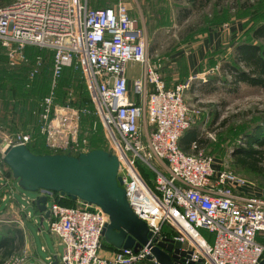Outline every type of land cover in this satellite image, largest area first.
Returning a JSON list of instances; mask_svg holds the SVG:
<instances>
[{
  "label": "built area",
  "instance_id": "1",
  "mask_svg": "<svg viewBox=\"0 0 264 264\" xmlns=\"http://www.w3.org/2000/svg\"><path fill=\"white\" fill-rule=\"evenodd\" d=\"M0 43L13 65L29 62V46L53 51L50 93L42 100L39 114V132L52 154L89 151L81 122L92 111L56 102L65 69H81L94 112L119 159L118 175L129 204L152 232L150 242L168 237L164 234L168 227L174 233L171 238L182 242L183 249L192 251V259L201 264L260 263L264 244L257 237L264 234V196L241 191L251 182L222 163L217 165L198 141L191 143L190 151L180 145L185 131L201 114L194 109L190 115L185 92L192 79L203 78L208 71L168 87L161 65L151 59L147 32L128 3L94 8L89 0H13L0 6ZM129 62L141 65L131 92ZM42 65V56L36 55L30 79ZM2 141L6 146L28 145L33 136L13 132ZM1 163L0 187L10 191L9 197H3L6 200L13 187ZM145 167L153 172V184L143 175ZM41 194L52 198L50 206L47 202L48 227L63 245L56 264H136L152 254L145 245L138 251L125 248L103 256L107 213L82 200L81 206L64 205L60 203L63 195L53 191ZM21 212L25 213L24 206ZM200 229L213 233L212 241ZM27 257L24 249L0 264H23Z\"/></svg>",
  "mask_w": 264,
  "mask_h": 264
},
{
  "label": "rangeland",
  "instance_id": "2",
  "mask_svg": "<svg viewBox=\"0 0 264 264\" xmlns=\"http://www.w3.org/2000/svg\"><path fill=\"white\" fill-rule=\"evenodd\" d=\"M11 1L8 0L7 3ZM119 1L129 4L131 14L145 28L148 35L151 59L156 60L161 65L162 74L168 84L174 83V76L171 77L174 69L181 72L186 70L187 54L199 48L207 34L220 30V27L221 31L225 30L226 25L232 27V24L239 26L244 24L245 30L239 34L240 39H242L248 37L252 26L264 20V0H213L206 7L196 9L181 24L177 20L178 11L183 6H190L185 0H89L90 5L94 8L112 6ZM36 54L42 55L38 51H36ZM47 54L45 57L48 64L52 66L53 56L48 52ZM217 55L213 52L209 54L212 63L210 66H204V70L208 71L207 75L203 78L192 79L191 86L185 92V100L191 108L190 115L193 114L192 110L194 109L201 110V114L189 128L197 129L201 138V142H199L201 147L205 153L215 158L217 165L222 163L224 168L264 187L263 174L244 169L238 162L243 149L250 144V137H255V131L259 132L260 135L264 134V89L247 84L235 85L230 82V78L226 79V82L216 80L212 84L216 76L214 74L218 73L221 63L219 57L214 59ZM42 57L44 56L42 55ZM71 70L74 72V67L65 69L67 73L65 72L60 79L56 90V100L58 89L64 84V80ZM198 71H201V69ZM130 75L137 77L141 75V65L139 63L129 62L127 64V76ZM179 81H182V78L178 77L176 82ZM50 87L51 76L49 90L45 96L50 93ZM67 101L74 102L70 96ZM86 107L92 112L82 117L81 129L83 135L91 137L98 131L101 134L102 130L105 147L109 149V141L104 132L103 124L94 112L92 101ZM12 132L9 128L6 131L0 129V138L2 139ZM254 146L258 147L255 143ZM42 148L45 149L43 145ZM1 150L0 145L1 166L7 173L10 168L3 162ZM260 166L264 167V162H261ZM144 169L149 174V179L153 181L154 175L151 169L148 167ZM8 177L14 193L9 201L14 199L19 205H23L25 213L20 212L21 207L16 203L14 208L4 210L5 204L2 203L0 206V233H4L8 229H21L23 233L25 231L31 242L36 244L38 253L44 260L47 254L55 252V238L58 237L49 231L47 220L42 225L40 224L42 213L35 209L34 204L26 200V198L36 199L43 190L27 191L19 185V179L15 178L13 174ZM4 189L8 191V188ZM51 203L52 198L49 197L48 206ZM28 212H31V218H28ZM21 218H23L24 224ZM36 219L37 224L34 222ZM199 231L201 235L212 241L213 233L204 229ZM105 243L103 241L101 253L106 252ZM42 245H46L48 251H43L41 249Z\"/></svg>",
  "mask_w": 264,
  "mask_h": 264
},
{
  "label": "trees",
  "instance_id": "3",
  "mask_svg": "<svg viewBox=\"0 0 264 264\" xmlns=\"http://www.w3.org/2000/svg\"><path fill=\"white\" fill-rule=\"evenodd\" d=\"M7 1L8 0H0V6L6 5ZM185 1L188 2L190 6H183L179 9L177 20L180 24L196 9L206 7L213 0ZM243 27L245 28L244 24ZM36 51L44 56L42 57L43 65L40 67L39 73L33 79H30V73L34 67L36 55H40L36 54ZM47 52L53 56V51L50 49H39L29 46L26 48V53L30 57L29 62L21 65H13L9 61L6 49L0 43V129H5L6 131L9 128L13 132L22 131L31 133L33 141L27 146L32 152L37 154L53 153L45 147L43 138L39 132L41 102L48 93L51 76L50 67L52 69L51 64H48L45 57L48 55ZM74 70V72L72 70L69 72L70 74L65 78L64 84L59 87L56 102L60 104L71 103L76 107H86V105H89V102H91L86 81L81 69L74 68ZM214 75L216 76L212 84H214L213 82H216V80L219 82L221 80L226 82V79L230 78V82L235 85L247 84L264 89V20L252 26L251 31L248 33V37L240 39V36H238L232 55H230V58L221 61L218 73ZM73 77L74 79L72 80ZM187 79H189V77ZM187 79L175 82L171 84V86L167 83L166 79L165 81L168 87H173L175 84L185 82ZM69 96L73 98L74 102L67 101ZM254 135L255 137H250V144L243 149V153L238 162L244 169L264 175V167L260 166V163L264 162V134L260 135L259 132L255 131ZM88 139L89 150L105 149L111 151L110 147L109 149L105 147V138L103 137L102 130L101 134H99L98 131L91 137L88 135ZM193 141L201 142L199 132L196 128H188L180 140V145L185 151H190L189 148ZM254 143L258 145V147H255ZM42 145L45 149L42 148ZM8 173L10 176L13 174L11 168L6 175H8ZM143 175L153 184V181L149 179V174L145 170H143ZM4 192L6 191L0 192V196ZM54 193L56 195L60 194L59 192ZM79 200L80 199H73L70 196L63 195L60 198V203L77 207L81 206ZM34 207L37 210L35 204ZM164 234L168 237L174 236V233L171 232L168 227L164 229ZM24 243L25 236L21 229H8L4 233H0V263L14 253L22 252L21 250ZM105 244L106 248L115 250L108 243ZM136 264L158 263L154 259L147 258Z\"/></svg>",
  "mask_w": 264,
  "mask_h": 264
},
{
  "label": "water",
  "instance_id": "4",
  "mask_svg": "<svg viewBox=\"0 0 264 264\" xmlns=\"http://www.w3.org/2000/svg\"><path fill=\"white\" fill-rule=\"evenodd\" d=\"M0 145L4 163L12 169L23 189L59 192L101 207L109 217L103 239L115 250L133 248L138 251L148 245L152 253L148 258L158 264H201V260L192 259V251L183 249L182 242L174 238H155L150 242L152 232L129 204L118 175L119 159L112 151L93 149L79 155L37 154L25 144L6 146L1 138ZM32 200L37 210L49 217L48 197L41 194ZM259 264H264V258Z\"/></svg>",
  "mask_w": 264,
  "mask_h": 264
},
{
  "label": "crops",
  "instance_id": "5",
  "mask_svg": "<svg viewBox=\"0 0 264 264\" xmlns=\"http://www.w3.org/2000/svg\"><path fill=\"white\" fill-rule=\"evenodd\" d=\"M231 26L232 27L227 26L226 28H224L225 30H222V31L220 27V30L215 31V32H210L209 34H207L204 37L205 39L204 41H202V44L199 46V48H197L194 52H190L187 54L186 70L184 72H181L179 70L174 69V71L171 74V77L174 76V83L177 81L178 77L182 79H187L188 77L200 72L198 71L199 69H201V71L204 70L205 69L204 66H210V64L212 63V60H210L211 57L209 56V54L212 52L218 54L214 59H217V57H219L221 61L228 59L229 56L232 55L234 51V46L237 43L240 32L244 31L243 25L239 26L237 24H232ZM214 62H216V60H214ZM136 77L137 76H131V75L128 76L130 92L132 91L131 85L133 84V80ZM4 190H5L4 188L0 187V192H3ZM5 191L6 192L2 193L0 196V202H1L0 206L2 205V203L5 204L4 210L7 208H14L15 203L19 207L23 206L15 202L14 199H10L11 201H9V198L8 200L3 199L4 196L9 197L10 195L8 194L10 191L9 192H7V190ZM241 191H243L246 194H250V195L264 196V187H261L254 182H251L247 186L241 188ZM31 217L32 216L28 218H31ZM48 218L49 217L44 216V214L42 213L40 224L42 225L45 220L48 221ZM34 222L37 224V219ZM23 224H24V220H23ZM24 234H25V231H24ZM257 239L259 242L264 244V234L263 233H260ZM24 249L28 251V257L23 264H54L55 262H57V259H59L60 255L62 254L63 245L59 238H55V252L53 253L50 252L49 254L46 255L45 259L43 260L42 257L38 253L36 244H33L30 238H28V236L25 234V243H24L22 250ZM41 249L43 251L45 250L48 251V247L46 245H42ZM105 249H106V252L101 253L103 256H109L112 254L113 249H110V248H105Z\"/></svg>",
  "mask_w": 264,
  "mask_h": 264
}]
</instances>
